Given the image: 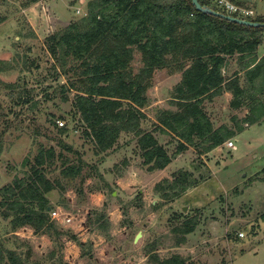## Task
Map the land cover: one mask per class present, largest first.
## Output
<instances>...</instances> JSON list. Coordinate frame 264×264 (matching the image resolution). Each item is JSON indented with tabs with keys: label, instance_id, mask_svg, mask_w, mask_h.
Here are the masks:
<instances>
[{
	"label": "rangeland",
	"instance_id": "obj_1",
	"mask_svg": "<svg viewBox=\"0 0 264 264\" xmlns=\"http://www.w3.org/2000/svg\"><path fill=\"white\" fill-rule=\"evenodd\" d=\"M25 1L0 0V188L25 176L41 149L52 148L51 160L43 152V170L56 183L46 194L54 229L13 227L11 216L0 209L4 256L12 250L26 264H155L153 255L178 254L186 264H264V119L208 152L189 146L163 169H146L130 132L121 133L112 149L100 151L83 135L74 91H62L68 79L56 73L60 68L54 70L44 44L61 24L84 15L86 0L79 13V0H39L29 6ZM240 1L247 2L251 18L264 15V0ZM141 66V54L134 50L131 69ZM238 68L234 55L225 76ZM238 74L245 84L244 73ZM180 78L181 71H153L148 102L141 108L143 129L152 130L162 111L177 110L173 89ZM229 101L223 90L204 102L214 127L232 128L247 111ZM154 134L169 153L176 149L174 134ZM71 164L81 166L77 177L61 174ZM176 175L184 177V190L178 184L169 187ZM158 182L161 190L155 188ZM189 218L196 219L195 229L179 243L174 228Z\"/></svg>",
	"mask_w": 264,
	"mask_h": 264
},
{
	"label": "trees",
	"instance_id": "obj_2",
	"mask_svg": "<svg viewBox=\"0 0 264 264\" xmlns=\"http://www.w3.org/2000/svg\"><path fill=\"white\" fill-rule=\"evenodd\" d=\"M37 1L26 0L24 5ZM230 1L248 7L247 2ZM199 2L227 13L209 0ZM230 15L237 16L234 12ZM244 18L264 21L263 14ZM3 21L0 16V23ZM263 37L264 27L246 26L198 11L191 0H86L84 15L47 35L44 44L55 61L52 67L60 68L56 73L68 79L61 85L62 91H74L73 107L83 135L92 139L98 150L108 151L121 133H133L142 163L152 171L165 168L189 146L208 152L245 126L264 119V55H257ZM134 50L140 52L142 61L137 72L131 69ZM234 55L239 68L227 77L224 70ZM158 68L181 71V79L173 89L177 110L162 111L155 127L146 130L141 125L146 117L141 108L148 102L146 91ZM240 71L245 84L240 83ZM225 89L232 94L231 107L247 109L232 128L214 127L203 107L206 100ZM155 131L179 138L172 153L158 142ZM41 150L35 156L36 165L25 176L15 177L0 188V209L4 217L11 216L13 227L29 224L35 232L51 233L54 223L46 194L56 183L44 173L43 152L51 160L54 150ZM80 170V165L71 164L61 174L73 178ZM177 184L181 190L187 187L183 176L176 175L169 187ZM162 186L158 182L155 188L161 190ZM195 225L196 219L189 218L175 227L181 235L177 242H183ZM5 255L0 251V264H26L12 250H6ZM152 257L155 264H186L178 254L163 259Z\"/></svg>",
	"mask_w": 264,
	"mask_h": 264
},
{
	"label": "water",
	"instance_id": "obj_3",
	"mask_svg": "<svg viewBox=\"0 0 264 264\" xmlns=\"http://www.w3.org/2000/svg\"><path fill=\"white\" fill-rule=\"evenodd\" d=\"M192 4L198 11L206 12L215 16H219L222 18H225L229 21L246 25V26H251V27H264V21H254V20H248L246 18H241V17H235L227 13H223L220 11H217L213 9L212 7L208 5H203L199 2V0H191Z\"/></svg>",
	"mask_w": 264,
	"mask_h": 264
},
{
	"label": "built area",
	"instance_id": "obj_4",
	"mask_svg": "<svg viewBox=\"0 0 264 264\" xmlns=\"http://www.w3.org/2000/svg\"><path fill=\"white\" fill-rule=\"evenodd\" d=\"M85 2V0H79L80 6H78L76 8V11L79 13L83 10V3ZM214 2V4L218 7L223 8L228 14L231 13H236L237 16L236 17H241L244 18V16L250 15L252 13V10H250L249 8L246 7H242L239 5H236L235 3L231 2L230 0H212ZM83 2V3H82ZM58 123L60 125H62V121L58 120ZM226 144L228 146H232L233 142L231 140L227 141Z\"/></svg>",
	"mask_w": 264,
	"mask_h": 264
},
{
	"label": "crops",
	"instance_id": "obj_5",
	"mask_svg": "<svg viewBox=\"0 0 264 264\" xmlns=\"http://www.w3.org/2000/svg\"><path fill=\"white\" fill-rule=\"evenodd\" d=\"M261 2H259V4H260ZM259 4H258V6H259ZM252 9V8H251ZM66 24V23H65ZM62 26H63V24H61ZM264 42V41H263ZM257 55L260 57V56H263L264 55V50L263 51H259L258 49H257ZM181 79V78H180ZM180 81V80H179ZM178 81V82H179ZM226 90V89H225ZM230 91L229 90H226V93H228L229 95H230V99H231V97H232V94H231V92L229 93ZM239 109V108H238ZM247 112V111H246ZM246 112L244 113V115L246 114ZM243 115V116H244ZM264 121V120H263ZM262 122V121H261ZM257 123H260V122H257ZM257 123H253V124H257Z\"/></svg>",
	"mask_w": 264,
	"mask_h": 264
}]
</instances>
